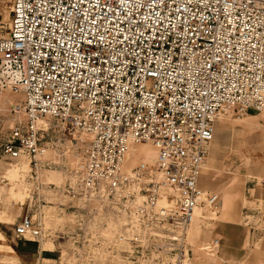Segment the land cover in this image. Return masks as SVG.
<instances>
[{
	"label": "built area",
	"instance_id": "built-area-1",
	"mask_svg": "<svg viewBox=\"0 0 264 264\" xmlns=\"http://www.w3.org/2000/svg\"><path fill=\"white\" fill-rule=\"evenodd\" d=\"M74 3L13 0L0 36V96L17 95L12 111L25 116L2 152L29 162L34 188L14 234L44 238L41 175L54 162L50 128L39 124L53 121L83 144L54 188L76 204L79 223L87 215L96 235L110 227L127 244L168 231L187 248L197 211L220 201L198 184L219 119L264 110V0ZM147 143L155 160L127 168L132 148ZM164 198L172 209L160 208ZM184 258L185 249L173 264Z\"/></svg>",
	"mask_w": 264,
	"mask_h": 264
},
{
	"label": "rangeland",
	"instance_id": "rangeland-1",
	"mask_svg": "<svg viewBox=\"0 0 264 264\" xmlns=\"http://www.w3.org/2000/svg\"><path fill=\"white\" fill-rule=\"evenodd\" d=\"M12 1L0 0V36L7 33ZM18 99L8 93L0 96V238L6 237L0 240V264H26L20 262L10 245L14 244L15 225L30 210L34 189L30 166L27 160H12L2 152L12 127L25 120L24 114L12 111ZM252 113L242 117L227 115L217 123L204 179L215 186L220 201L214 208L199 209L188 232L187 248L174 242L168 231L145 243L134 240L127 244L110 227L96 235L95 224L88 223L87 215L79 223L76 204L54 188L64 184L65 170L79 162L83 144L79 135L64 129L63 125L53 121L39 124L50 128L47 138L53 143L48 160L54 164L41 175L44 186L40 192L45 201L38 210L44 227L43 248L53 250V261L47 264H173V258L179 253L184 257V249L185 264H264V142L256 136L255 122L249 121ZM140 157L134 153L127 168L155 160L145 161ZM9 170H16L17 176L12 177ZM51 183L55 186H50ZM230 184L232 187L226 188ZM255 188L260 192V199L255 197ZM228 195L237 198L229 199L224 211L223 202ZM159 205L163 210L173 208L172 202L165 198ZM217 228L218 233L231 241L232 247L237 236L245 237L246 255L241 260L221 256L218 248L217 253L215 249L210 252Z\"/></svg>",
	"mask_w": 264,
	"mask_h": 264
},
{
	"label": "crops",
	"instance_id": "crops-1",
	"mask_svg": "<svg viewBox=\"0 0 264 264\" xmlns=\"http://www.w3.org/2000/svg\"><path fill=\"white\" fill-rule=\"evenodd\" d=\"M250 112H254V113H252L249 116L250 117L249 121L255 122V128H256L255 131L257 133L256 136L259 139L263 138V142H264V110L261 112H258V111H250ZM204 170H205V167L202 169L201 174H200V178L198 182L199 187L205 191H214L215 186L207 184L204 179ZM231 187L232 186L230 184L226 188L229 189ZM255 197L257 199H260L261 197L260 192L257 190V188H255ZM232 198L235 199L237 197H233L231 195L225 196V200L223 202L224 211L227 210V203L229 199H232ZM217 231H218V228L215 230L213 235L216 237L215 240H218L219 242L218 243L219 254L225 258L241 260V258H243V256L246 255L245 237L242 238L240 236H237L235 247H232L230 246L232 244L231 241H229L221 232L218 233ZM0 240L4 241L6 240V237L4 236V239L0 238ZM239 240H242V242H240ZM10 247H11V250L18 257L20 262L23 261L26 264H47L48 261H53V255H52L53 250H50V249L47 250L43 248V244L41 241L38 242L35 240H30V239H27V240L18 239L14 234V244H11Z\"/></svg>",
	"mask_w": 264,
	"mask_h": 264
},
{
	"label": "bare ground",
	"instance_id": "bare-ground-1",
	"mask_svg": "<svg viewBox=\"0 0 264 264\" xmlns=\"http://www.w3.org/2000/svg\"><path fill=\"white\" fill-rule=\"evenodd\" d=\"M11 95H13V94H11ZM14 96H16L17 99H18L17 95H14ZM40 124L41 125H45L46 122L42 121V122H40ZM151 145H152L151 143H147V144H139V145L134 146L132 148L131 155L128 158V162L126 164V167L128 166V163L130 162V159H131V157H132V155L134 153L136 154V156H141L140 158H144L145 161L153 160L155 158V156H156V150H155L154 146L153 145L151 146ZM143 147H145V148H143ZM206 164H207V162H206ZM9 172L11 173L12 177H16L17 176V171L16 170L15 171L9 170ZM198 211H197V213H198Z\"/></svg>",
	"mask_w": 264,
	"mask_h": 264
},
{
	"label": "snow or ice",
	"instance_id": "snow-or-ice-1",
	"mask_svg": "<svg viewBox=\"0 0 264 264\" xmlns=\"http://www.w3.org/2000/svg\"><path fill=\"white\" fill-rule=\"evenodd\" d=\"M120 2L123 3V0H120ZM153 2H156V0H153ZM158 2L159 3H165V0H158ZM82 3H83V0H77V3L71 4L70 6L73 9H75L76 11H80L79 5L82 4ZM105 3H107V0H105ZM248 3H251V0H248ZM146 6H148V5H146ZM261 6L264 7V3H262ZM105 18H107V17H105ZM92 23L95 24L96 21L95 20H92ZM101 39H103V38H101ZM93 95H95V93H93Z\"/></svg>",
	"mask_w": 264,
	"mask_h": 264
}]
</instances>
